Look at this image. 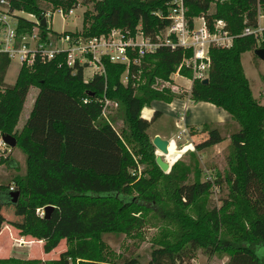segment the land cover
Here are the masks:
<instances>
[{"label": "trees", "instance_id": "obj_1", "mask_svg": "<svg viewBox=\"0 0 264 264\" xmlns=\"http://www.w3.org/2000/svg\"><path fill=\"white\" fill-rule=\"evenodd\" d=\"M9 7L40 15V0H7ZM50 8L67 10L77 3L90 4L82 12L80 32L95 35L111 27L134 30L139 23L142 32L154 35L170 23L167 7L172 0H46ZM185 17L203 15L210 26L213 18H223L231 33L244 25L255 24L257 0H228L210 10L212 0H182ZM264 2V0H259ZM33 22L17 17V31L30 30ZM264 47V30L256 41L252 34H237L227 47L210 46L205 82L193 78L188 91L192 102H208L223 109L238 128L229 133V170L214 179L225 182L226 195L218 207L207 197L210 183L199 179L198 169L175 160L166 172L154 162L153 147L146 129L159 114L153 111L146 119L140 111L153 100L170 102L175 97L168 86L157 87V79L169 80L182 57L190 49L170 48L159 44L152 52L129 62L126 81L120 80L125 64L101 57L104 72L82 77V67L73 71L64 63V53L48 61L20 65L13 83L3 76L9 58L0 52V134H10L15 147L24 155L23 174H15L10 183H0V209L20 207L18 234L42 240L43 252H49L60 239L65 248L50 264H69L70 259H97V252L83 235L113 229L120 225L130 234L146 222L145 213L155 206L172 227L150 247L145 264H188L201 248L227 255L225 264H264V105L252 97L240 64L246 49ZM183 75L190 69L181 65ZM189 75V76H188ZM38 88L28 116L15 128L26 91ZM86 98L83 102L82 99ZM101 98H113L121 107L122 120L128 128L119 133L109 119L101 116ZM227 124V123H225ZM225 124L200 123L189 127L190 136L206 134L194 143L200 150L224 139ZM133 155L148 162L161 178L160 186L150 173L135 178ZM6 157L2 161H5ZM190 173L192 174L189 177ZM12 187V190H9ZM17 191V200L10 193ZM134 192V193H132ZM52 206L40 217L35 209ZM193 210L194 216L184 213ZM1 211V210H0ZM4 217L0 212V228ZM2 262L8 259L0 260ZM11 261V260H10ZM118 264V263H117ZM119 264H139L136 257L123 258Z\"/></svg>", "mask_w": 264, "mask_h": 264}, {"label": "rangeland", "instance_id": "obj_2", "mask_svg": "<svg viewBox=\"0 0 264 264\" xmlns=\"http://www.w3.org/2000/svg\"><path fill=\"white\" fill-rule=\"evenodd\" d=\"M227 1L228 0H212L210 3V10ZM39 4L45 9H49L51 6L50 3H48V1L46 0H40ZM89 7L90 4L85 5L82 3H77L73 8V11L63 19L59 17V14L56 10L49 9L50 11H52L51 28L55 31L80 28L82 12L85 8ZM167 10H169L168 7ZM24 11L26 10L13 9L12 13L25 15ZM240 64L243 74L248 80L252 97H254L259 104L264 105V61L258 58L254 54L252 49H246L240 54ZM18 69V61L16 60V58H11L8 66L6 67L4 82L9 84L13 83ZM123 73L124 71L120 73L121 81L123 79ZM169 76L170 81L157 79L156 83L154 84H156L157 87H161L162 85L168 86L169 90L174 92L175 94V97H173L171 100L175 98H179L182 100L183 98H187L188 92L186 91L187 89H185V81L188 82L189 80L187 75H183V73L178 70V72L170 73ZM183 76L187 77L188 80L186 78H183ZM122 82L124 83L125 81ZM36 90V86H30L28 88L25 97L26 105H28V101L31 99V95ZM103 99L107 101L104 102ZM100 103L104 108V115H101L102 118L109 119L111 117L110 123L119 133L120 140L123 146L125 147V149L132 151L131 148L133 145H135V142L133 141L130 143H126V141L123 140V133L128 132V128L122 120V111L120 105L113 98H101ZM25 110L26 108H22L19 114V118L23 115ZM226 123L227 124H225L224 128L222 129L224 139L217 144L200 150H195L193 148L196 139H200L198 134L195 136L196 138H193L192 140L191 136L183 132V127L177 126H175V129H171L168 132L167 138L165 139L168 142L166 154H162L152 145L153 157H161V159L168 164L167 170L175 160L181 163H188L192 168L196 167L198 169L197 172L199 174V179L202 181H208L210 183L207 190V197H209L211 204H213L215 207H218L221 203V198L225 197L227 185L223 181L220 182V185H217L214 182V179H222L221 177L229 170L228 161L229 158H232L233 151L229 146L230 141L228 135L231 131L238 128L237 123L230 118ZM166 127L167 125L165 120L159 118L150 125L148 133H152V131H154L155 129ZM147 137L149 142L151 143V140L154 136ZM1 148L2 147H0V183H10L9 180L13 175H21L24 172L22 156L21 154H19V151L16 148L13 152L14 154L8 155V158L6 157V160L2 161L5 157L4 153L6 150H1ZM133 159H135L134 161L136 162L135 169H138V173L135 175V178H138L139 176L145 177L146 175H149L151 173L155 177V183L159 187L161 178L157 176L153 169H151V165L148 162L143 161V159L139 161V155H133ZM131 170L132 169H129V172H131ZM191 175L192 174L190 173L189 177H191ZM10 185H12V183H10ZM7 208L13 209L12 224L14 226H19L17 221L20 215V207H15L14 205H12L9 207L7 206ZM153 210V212L148 211L145 213V217L147 218L145 224L139 230L134 231L130 234L123 232L120 225L115 226L113 229L98 231L91 234L86 233L85 235H83V238L92 244L93 248L97 252V259L87 260L83 257H76L74 259H70L69 264H119L123 258L130 256L136 257L139 264H145L149 257L150 247L153 242L159 238L161 230L164 232V234H167L171 231L172 227V225L167 222L165 218L164 220L159 218V216H162V214L156 206L155 208H153ZM183 212L189 216H194L193 210L191 208L185 207ZM15 234L16 232H14V235ZM32 247L33 249H35L33 250L34 255L38 257L39 254H37V247H39V245L34 244L32 245ZM64 248L65 240L62 238L58 241L57 245L49 252V254H46V256L42 258V260H40V258L20 259L11 257L7 258L9 261H0V264H50V261L57 258L58 253ZM40 252L45 254V252H43L42 250H40ZM226 260L227 255L224 253L213 252L210 256H207V254L203 252L201 248H198L196 250L195 256L188 261V264H225Z\"/></svg>", "mask_w": 264, "mask_h": 264}, {"label": "built area", "instance_id": "obj_3", "mask_svg": "<svg viewBox=\"0 0 264 264\" xmlns=\"http://www.w3.org/2000/svg\"><path fill=\"white\" fill-rule=\"evenodd\" d=\"M74 7L64 10L57 6L53 9L63 19ZM13 9L15 8L11 9L7 0H0V52H5L9 60L16 58L19 66H31L35 61H48L63 52L64 63L72 71L81 66L84 79L104 72L101 57L106 56L112 62L125 64L122 81H126L128 63L138 62L141 56L152 52L159 44L168 45L170 48L180 46L182 49H190V53L182 57L174 72H178V68L183 65L190 69V81L193 78L202 79L207 74L210 46L227 47L237 34H252L258 41L264 30V2L259 0L256 1L255 24L244 25L237 34L229 32L224 19L220 17L213 18L210 26L201 14L192 16L188 23L183 1L172 0L167 13L170 23L156 33L154 39L142 32L139 23L133 31L111 27L106 32L89 36L83 35L80 28L55 31L51 28L52 11L48 8L43 9L40 15L29 11H24L25 15L13 14ZM18 16L33 22L30 30L17 31ZM40 18H43V23ZM82 101L85 102L86 98ZM97 101L100 102V99ZM101 115H104L103 106ZM5 146L0 139V147ZM137 173V168L131 170V174ZM35 213L41 217L43 207L36 208Z\"/></svg>", "mask_w": 264, "mask_h": 264}, {"label": "crops", "instance_id": "obj_4", "mask_svg": "<svg viewBox=\"0 0 264 264\" xmlns=\"http://www.w3.org/2000/svg\"><path fill=\"white\" fill-rule=\"evenodd\" d=\"M8 66V65H7ZM6 71V70H5ZM5 74V73H4ZM186 78L187 77H184ZM188 80V79H187ZM3 81H4V76H3ZM191 81L188 80V82L185 81V89L186 91H189ZM34 86V85H30ZM29 86V87H30ZM28 87V88H29ZM28 90V89H27ZM38 90V88H37ZM36 91L33 92L31 95V99L28 101V105L25 104V98L22 104V108H26L24 111L23 115L18 119L15 124V128H20L24 124L28 113L31 109L33 100L36 95ZM27 94V91H26ZM26 97V95H25ZM24 106V107H23ZM21 108V110H22ZM183 109V113H182ZM153 111H157L159 114L155 117V119L149 124L148 128L146 129V134L147 136H158L162 139L167 138V134L171 129H175L177 127H183V132H185L187 135L189 127H198L200 123L203 122H212V123H217V124H225L229 120V115L227 112H225L223 109L220 107H217L211 103L208 102H192L189 100V96L187 98L179 99L175 98L171 100L170 102L166 103L163 101H151L149 103V106H145L141 109L140 114L142 117L149 119L153 113ZM21 112V111H20ZM20 114V113H19ZM162 118L165 120L167 127L166 128H160V129H155L152 131V133H148V129L150 125L156 120ZM199 124V125H198ZM197 135V134H196ZM196 135H192L191 139L196 138ZM190 136V135H189ZM200 139H196L195 143L197 141H200L206 137V134H198ZM16 147H3L1 150H6L5 151V157L8 155L14 154V150ZM19 151V150H18ZM19 154L22 156V163H23V169H25V160H24V155L19 151ZM8 158V157H7ZM15 164V162H14ZM16 166V165H15ZM1 214L4 217V222L0 228V260H4L7 258H20V259H28V258H44L46 254L48 255L49 252L41 253L40 250H42V240H37L33 239L29 236L25 235H20L18 234V227L17 225H13V209L9 208H1L0 209ZM21 221V213L19 215L18 219V224H20ZM14 232L16 234L14 235ZM20 240L22 242H20ZM19 242V243H17ZM37 244L39 247H37V254L39 256L34 255L35 249H33L32 245ZM43 251V250H42ZM36 253V252H35Z\"/></svg>", "mask_w": 264, "mask_h": 264}, {"label": "water", "instance_id": "obj_5", "mask_svg": "<svg viewBox=\"0 0 264 264\" xmlns=\"http://www.w3.org/2000/svg\"><path fill=\"white\" fill-rule=\"evenodd\" d=\"M40 22L43 23V18H40ZM254 54L260 58L261 60L264 61V47H256L253 50ZM207 80L206 77L202 78L201 81L205 82ZM0 139L1 141L8 146L9 148L14 147L15 146V139L13 136H11L10 134H0ZM151 144L158 150L160 151L162 154H166L167 153V145L168 142L165 139H161L158 136H154L151 140ZM154 162L155 164L159 167V169L163 172H165L168 168V164L163 161L161 159V157L156 156L154 158ZM11 196V201L14 203L17 200L18 197V192L14 191L10 193ZM52 206L50 205H46L43 207V213L45 214L47 212V210L49 208H51Z\"/></svg>", "mask_w": 264, "mask_h": 264}]
</instances>
